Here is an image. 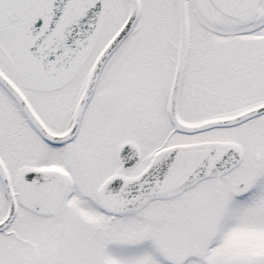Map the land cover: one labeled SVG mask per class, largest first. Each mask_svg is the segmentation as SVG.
<instances>
[{"label":"flooded vegetation","instance_id":"obj_1","mask_svg":"<svg viewBox=\"0 0 264 264\" xmlns=\"http://www.w3.org/2000/svg\"><path fill=\"white\" fill-rule=\"evenodd\" d=\"M127 5L115 32L130 12L128 0ZM260 6L252 24L257 25V32L264 30V0ZM45 7L46 0H39L36 13L24 26ZM212 18L215 26L223 28ZM101 48L76 83L69 81L77 74L71 71L79 60L57 81L37 75L43 87L38 91L45 92L39 95L57 118L55 121L48 119L35 98L17 83L35 117L27 120L13 101L19 118L17 128L3 133L0 144V158L17 201L11 226L0 233V239L11 240L17 252H0V264H10V260L15 264H116L109 255L112 249H143L150 243L157 252L165 248L188 252L190 256L184 264H249L253 260L264 264L262 241L250 235L247 239L254 245L245 254L244 248L238 249L241 242L229 231L232 216L238 218L244 210L253 217L264 212V168L260 164L243 167L247 166L243 160L227 173L209 175L167 194L145 197L134 210H104L101 192L107 182L138 176L164 149L198 142L183 143L182 138L188 137L175 130L169 116L177 38L166 82L165 57L118 61L121 56L115 55L117 48L107 58L95 84L87 88L90 70ZM138 63L142 64L140 72L135 70ZM115 68L124 69L125 75L113 72ZM261 69L264 72V67ZM183 92L184 88L179 95L180 118ZM12 158L17 161V170L11 165ZM241 172L245 174L240 179ZM244 179L251 181V192L235 195V185ZM6 213L7 210L0 220ZM225 244L230 256L223 260L213 258V253H220L217 251ZM139 253L143 255V251Z\"/></svg>","mask_w":264,"mask_h":264},{"label":"rangeland","instance_id":"obj_2","mask_svg":"<svg viewBox=\"0 0 264 264\" xmlns=\"http://www.w3.org/2000/svg\"><path fill=\"white\" fill-rule=\"evenodd\" d=\"M102 1L103 12L99 27L71 71L77 73L69 81L71 84L77 82L80 73L86 74L90 59L120 26L125 16L127 0ZM142 1L143 13L134 31L118 48L115 55L121 56L118 61L124 62L127 59L135 61L141 58H154L153 56L157 55L165 57L166 82L169 78V62L173 61L176 47L175 1ZM191 4L192 47L181 100V114L184 119L198 122L213 117L232 116L264 102V72H261V68L264 67L261 66L264 61V38H262L264 30L257 32L255 31L257 25L235 27L233 23H230L228 28H218L213 24L215 21L212 16L203 13L201 9H207L206 0H193ZM218 22L223 24L222 20ZM26 45L27 42L18 26L0 29V67L35 98L41 112L48 119L55 121L57 118L39 95L45 92L38 91L43 87L38 81L35 64L26 54ZM259 60H262V63H259ZM141 66L142 64L138 63L135 65V70L140 72ZM112 71L124 72V75L126 73L122 68H115ZM18 119L13 101L0 87V144L3 142V133L17 128ZM181 141L237 144L245 152L247 166L243 167L249 165L257 167L259 165L255 164L253 155L256 152L264 154L262 150L264 149V118L234 129L213 131L194 138H182ZM10 161L12 167L17 170V161L13 158ZM232 174H237V171ZM244 174L245 172H241V176L239 177L238 174V177L244 178ZM5 210V196L0 186V219L4 216ZM233 215H236V211ZM236 218L234 216L230 218L229 231L239 243L241 242V247L238 249L244 248L243 252L248 254L251 252L250 245H254L247 239L250 235L264 243V212L253 217L248 210H244ZM12 244L11 240L0 239V252L16 253L17 247H13ZM227 249L225 244L221 251H217L220 253H213V258L216 256V260L228 258L231 251L227 252ZM122 250L114 248L109 254L116 264H166L151 243L145 245L143 249L132 247ZM139 251H143V255ZM128 254L131 256L127 258L125 255ZM8 263L15 264L11 260ZM248 263L256 264L254 260Z\"/></svg>","mask_w":264,"mask_h":264},{"label":"water","instance_id":"obj_3","mask_svg":"<svg viewBox=\"0 0 264 264\" xmlns=\"http://www.w3.org/2000/svg\"><path fill=\"white\" fill-rule=\"evenodd\" d=\"M64 4V0H60ZM72 1V0H68ZM78 7L75 14L78 15V9H82L83 13L88 15L89 29L92 28L99 14L98 0H74ZM256 0H213L215 6L222 13L240 20H245L251 16L255 7ZM35 0H0V26L16 23L23 19L32 10ZM73 5V4H71ZM177 6L180 16V30H181V65L184 64V57L187 52V24H186V8L185 0H177ZM85 10V11H84ZM134 14L130 16L129 21L125 27L114 37L105 50V55L108 54L117 42L126 33V30L131 26ZM48 26L38 29V27L30 32V37H35L36 44L31 52L34 58L40 63L42 72H51L49 78H56L57 71L65 66L63 60L58 59L59 49L54 34L51 35V42L47 45H40L42 40L47 39ZM50 44V46H49ZM64 54V52H63ZM55 66H61L59 69ZM64 70V69H63ZM62 70V71H63ZM182 71V70H181ZM182 73L178 71L179 86ZM0 83L3 87L17 100L19 96L14 91L13 86L5 80L0 73ZM20 101V100H19ZM28 114V110H26ZM264 114V105L245 111L239 115L213 120L202 123L200 125H186L177 122L176 127L183 133L194 134L213 128L232 127L242 122ZM240 152L232 146H194L167 150L154 158L150 166L137 178L133 180L116 179L111 181L105 188L103 193V200L105 201V208L108 210H128L134 208L137 201L144 196L161 194L176 189L177 187L203 176L224 172L234 168L240 161ZM6 172L0 163V179L2 180L8 196L11 193L10 184L6 181ZM11 200V197L9 196ZM123 201H130L129 204H118ZM14 217L12 207L7 218L0 223V231L5 229ZM186 257V256H185ZM165 258L175 264V255L172 252H166Z\"/></svg>","mask_w":264,"mask_h":264},{"label":"bare ground","instance_id":"obj_4","mask_svg":"<svg viewBox=\"0 0 264 264\" xmlns=\"http://www.w3.org/2000/svg\"><path fill=\"white\" fill-rule=\"evenodd\" d=\"M29 43V42H28Z\"/></svg>","mask_w":264,"mask_h":264}]
</instances>
